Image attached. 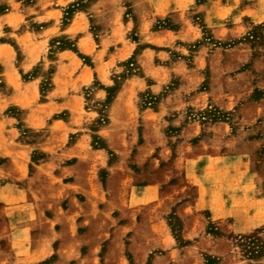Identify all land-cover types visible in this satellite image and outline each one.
Wrapping results in <instances>:
<instances>
[{"label":"rangeland","instance_id":"1","mask_svg":"<svg viewBox=\"0 0 264 264\" xmlns=\"http://www.w3.org/2000/svg\"><path fill=\"white\" fill-rule=\"evenodd\" d=\"M181 1L184 18L188 19L184 28H181L180 21L173 20L171 12L155 18L148 25H142L140 18L146 16L151 6L149 0H0V119L7 116L15 119L13 125L18 129L16 142H41L47 132V122L52 119L66 121L70 117V109L58 106L66 99L77 120L75 130L68 134L66 145L71 144L77 134L85 133L89 136V147L103 150L108 167L112 165V170L102 167L96 172L99 191L106 198L112 197L114 191L119 197H141L144 187L152 184L157 186L156 198L180 203L197 197V188L202 184V194L207 198V185H228L222 187L223 191H215L212 200L214 198L215 202L221 201L226 207H231V215L217 218L203 205L199 212L202 225L196 227L199 234L193 239L183 237L181 217L172 211L163 213L174 245L182 250L180 257L185 260L184 264H264V15L259 21H254L251 15L235 16L243 4H234L233 0ZM208 3L215 8L230 9L229 13L224 11L220 20H215L216 24L220 21V25L206 23L202 12L194 11L195 7ZM42 4L57 12L48 19L50 21L36 19L34 9H44ZM115 5L122 10L119 22H131L128 29L122 25L111 27L115 25L116 10L112 8ZM260 5L264 8V0H260ZM48 25L51 29L40 37L43 43H35L40 31ZM79 37H83V44H91L89 53L82 52L76 44ZM102 40L103 47L100 45ZM127 42L134 49L127 58L109 67L106 72L110 81L107 84L102 83L94 71V80L86 88L69 92L53 90V61L59 51L70 50L84 65L93 68L92 53L95 50L103 49L99 55L102 59ZM31 46L36 48L40 57L28 71L22 72L20 61L24 51ZM146 48L166 51L169 55L166 62H177L175 73L157 93L149 89L123 93L117 99L118 107L111 111V102L130 76L145 78L150 83L151 79L146 77L138 60ZM154 63L162 66L159 59H155ZM65 74L66 71L61 78ZM223 74L230 79V89L237 90L236 96L239 97L227 109L217 105L210 95L212 79L217 86L222 83ZM24 81L30 82L18 96L28 100L33 96L28 108L8 102L12 93L10 84H23ZM94 87L102 89L104 95L94 97L91 91ZM168 95L166 104L169 107L175 105L174 110L180 120L178 124L170 125L163 119L168 120L172 115L165 114L162 118V133L168 139L166 146L170 151L165 159L160 160L154 151L145 155L150 148L143 146L142 116L145 109L153 110ZM31 117L43 125L25 127V119ZM216 123H225L227 133L209 142L207 127ZM189 124L200 129L193 133ZM149 133L155 135L156 132L150 130ZM107 137L134 139L129 156L116 163V152L105 141ZM118 143L126 150L124 141ZM176 145H180L178 150ZM177 152L180 156H199L192 161L194 169L190 172L196 174L192 182L187 177L183 162L177 159ZM135 153L138 155L134 159ZM212 153L217 156L209 158ZM44 155L39 147L32 149L28 174L36 178L37 186L27 188L28 181L24 179L19 182V191H25L23 188L26 185L27 197L36 194L39 198L42 193H48L54 198V203L57 202V207L66 208L68 198L64 197L65 190L60 188L61 172H56L59 169L56 167L54 171L50 167L38 169L35 166ZM3 160L0 157V163ZM6 174L0 168V186L10 183L11 175L5 177ZM244 182L249 184L241 187ZM44 184L50 187L46 188ZM119 185L128 187L118 188ZM77 197L85 199L81 194ZM239 198H244L243 203ZM104 207L108 209L102 211ZM88 208L90 215L98 218V224H92V228L99 229L103 225L109 229L115 227L113 218L118 213L116 209L102 202L95 204L92 210ZM1 218L0 264H9L6 259L12 258L10 242L2 237V232L9 228L20 229L23 223L12 220L10 226ZM136 219L141 221L140 213ZM59 226L60 223H56V230ZM88 226L78 219L75 230L82 233ZM107 244L108 237L100 243L96 264H110L115 259L106 255ZM189 245H196L198 252L184 251ZM164 252L155 250L140 264H162L159 260L153 261ZM123 256L130 264L134 263L130 252L124 250Z\"/></svg>","mask_w":264,"mask_h":264},{"label":"crops","instance_id":"2","mask_svg":"<svg viewBox=\"0 0 264 264\" xmlns=\"http://www.w3.org/2000/svg\"><path fill=\"white\" fill-rule=\"evenodd\" d=\"M244 1L233 0L234 4L239 2L243 4V7L238 10L235 16L251 15L254 21L261 20L260 17L264 15L262 14L264 13V8L260 5V0H250L248 3ZM150 2L151 6L146 12V16L143 15L140 18L142 25H148L155 18L165 16L171 12L173 20L182 23L181 28L186 26L188 19L187 17L184 18V6L181 4V0H149ZM42 7L44 8L42 10L34 9L37 13L36 19L50 21L48 19L57 14L53 8H49L43 4ZM112 8L116 10V13L114 16L115 25L111 27L118 28L119 25H122L128 29L131 26L129 20L119 22L122 10L116 5ZM198 10L202 12L206 23H213L215 26L220 22L217 21L218 23L216 24L215 20H220L222 15H224V11L230 12V9L228 10L227 7L215 8V5H210L209 3L206 6L201 5L194 8V11ZM49 29H51V25L46 26L40 31V36L38 39L36 38L35 43H41L40 37L49 31ZM218 32L220 33L219 29ZM164 35H168V33L164 32ZM76 44L82 52L89 53L92 50L90 43L83 44V37H79ZM100 45L102 47L105 45L103 40ZM133 49L134 46L130 42H127L109 53L106 58L99 59V55L103 49L98 48L92 53L93 68L84 65L72 51H59L53 61V90L69 92L86 88L94 80V71L95 76L102 83L107 84L110 79L106 71L113 63L127 58ZM39 57L40 54L34 46L27 48L20 61L22 72L28 71ZM155 59L161 60L162 66L155 65ZM167 59H169V55L166 51L143 49L142 53L138 56V60L142 64L141 68L146 77L151 79L150 83H147L145 78L130 76V78L124 81L115 100L111 102L109 107L111 111L118 107L119 102L117 99L123 93L129 94L132 90L139 91L144 89L157 93L163 87V84L175 73L174 66L177 65V62L171 60L168 64L166 62ZM63 70L67 74L61 78ZM221 73L224 72L221 71ZM221 79L222 83L217 86H215L216 81L212 79L210 83V95L218 103L217 105L227 109L231 107L232 101L239 97L236 96L237 90L230 89V79L227 78L226 74H223ZM29 82L24 81L23 84H10L12 88V93L8 97L10 104L18 105L21 108L29 107L33 96L30 97V100H28L29 98H20L18 96L20 90L28 85ZM91 91L94 97H102L104 95L103 90L99 87H94ZM168 97L170 96L164 97L153 110L145 109L142 116V124L144 125L143 146L150 148L145 155H149L154 151L160 157V160L165 159L170 151L169 147L166 146L168 139L162 133L161 120L165 114L173 116L168 120L163 119V121L170 125H176L180 120L178 113L174 110L176 109L175 105L169 107L166 104ZM66 101L65 99L63 102H60L58 106L70 109V117L66 121L52 119L50 122H47V132L41 142L33 140L16 142L18 129L16 130L13 125L15 119L8 116L0 119V123L2 124L0 125V157L4 158L0 163V168L7 173L5 177L11 175L10 183L0 186V217H2V220L9 222L10 226L12 220H16V223H23V227L20 229L9 228L2 232V237H6L10 242L9 251L12 254V258L10 260L6 259V261L9 264H96L100 243L108 237L105 253L106 255L115 257L110 264H130L123 256L124 250L130 252L133 256L134 263L132 262L131 264L144 262L149 254L155 250H164L165 252L155 257L153 262L159 260L162 264H184L185 260L180 257L182 250L175 247L174 239L171 237L170 231L165 224V219H163V213L172 211V213L181 217L182 223H184L183 237L185 239H193L199 234L197 231L199 228L196 227H201L202 225L199 212L203 205L209 208L217 218L231 215V207H226L221 201L215 202L214 198L212 200L216 192L223 191L222 187L226 188L228 185H207V198L202 194V188H204V184H202L197 188V197L191 201L180 203H177V201L168 202L166 198H156L154 194H156L157 186L152 184H147L142 191V196L137 198L129 195L119 197L118 194L114 193L116 191L113 192L114 195L110 198L101 196L99 191L100 183L96 172L102 167L112 170V165L108 167L107 156L103 150L89 147V136L85 133L77 134L74 141L66 145L68 134L75 130L77 123L74 113L71 112L72 106L67 104ZM129 111L132 113L133 110L130 109ZM40 125L42 126L43 124H40L37 120H33L32 117L25 119L24 126L27 128L40 127ZM189 125H191L194 131L193 133H197L200 129L193 124ZM207 129H209L207 131L210 133L207 132V140L209 142L214 141V138L219 139V135L224 136L227 133L225 123H216L210 125V127L208 126ZM150 130H155V135L150 134ZM105 141L116 152V163H118L119 160L129 156L130 146H132L131 144L134 139L107 137ZM119 141H124L126 150L118 143ZM179 146L176 147V150L179 149ZM38 147L45 155L42 157V161L35 164V166L38 169L43 167H50L54 171L56 167L59 169L56 172L57 174L61 172L59 173L62 183L60 188L65 190L63 192L64 197L68 198L66 208L57 207V202L54 203V198L48 193H42L39 198L36 194L32 197H27L26 185L23 188L25 191H19V182H22L24 179L28 181L26 182L29 184H27V188L28 186L29 188L37 186L36 178L30 175L31 173L28 174V163L30 161V152L32 149ZM188 147V149H191V146ZM177 153L179 155L177 159L180 158L183 162V166L187 171V177L192 182V177L196 176V174L191 173L194 169L192 161L194 162L199 156L197 158L192 155L181 154L180 156L179 152ZM137 155L135 153L133 158L135 159ZM208 156L211 158L217 155L212 153ZM133 162L135 163V160ZM247 182L241 183V187H246L249 184ZM123 183L122 181L121 184L123 185ZM122 185H119L120 187L118 188L124 187L127 189L128 186ZM12 187H15V189H12ZM44 187L49 188L50 185L44 184ZM78 194L84 195L85 199H78ZM239 199L243 203L244 198ZM101 202L105 206H111V209H116L118 212L116 217L113 218L115 227L112 229L107 228L105 225H100L99 229L92 228L97 223L98 218L94 219L90 215L88 207L92 210L95 204ZM107 209L108 207H104L102 211ZM138 213L141 214L142 218L140 222L136 221ZM78 219L83 225L85 223L89 225L82 233H78L75 230ZM56 223H60L57 230L55 228ZM93 232H95V235ZM83 245H86V247H83ZM186 249L184 251L198 252L199 248L196 245H189Z\"/></svg>","mask_w":264,"mask_h":264}]
</instances>
